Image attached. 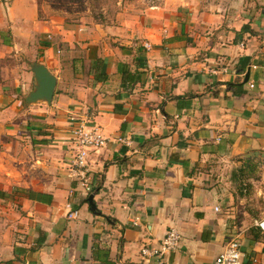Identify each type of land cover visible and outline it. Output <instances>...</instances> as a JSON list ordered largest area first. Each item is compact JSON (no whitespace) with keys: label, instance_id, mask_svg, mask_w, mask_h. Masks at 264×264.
<instances>
[{"label":"crops","instance_id":"crops-1","mask_svg":"<svg viewBox=\"0 0 264 264\" xmlns=\"http://www.w3.org/2000/svg\"><path fill=\"white\" fill-rule=\"evenodd\" d=\"M1 60L0 264H155L140 251L170 229L169 264H214L235 235L264 264V208L239 231L224 182L235 160L264 169V0H160L105 27L0 0ZM33 65L55 79L49 103L26 102ZM80 121L107 139L88 157L98 214L67 177Z\"/></svg>","mask_w":264,"mask_h":264},{"label":"rangeland","instance_id":"rangeland-1","mask_svg":"<svg viewBox=\"0 0 264 264\" xmlns=\"http://www.w3.org/2000/svg\"><path fill=\"white\" fill-rule=\"evenodd\" d=\"M160 0H36L39 22H52L65 26H114L137 21L146 10ZM11 66V67H10ZM11 70L9 61L0 63L1 69ZM11 68V69H10ZM3 84L5 80H1ZM0 122H2L0 120ZM240 162V161H239ZM241 162L231 165L225 171L224 182L234 192L232 203L227 206L229 213L237 216L239 231L246 234L255 232L254 219L264 208V169L257 165L247 174L241 172ZM233 208L235 210H233ZM226 210V211H227ZM260 236V235H259ZM263 239L264 236L261 235ZM264 240V239H263Z\"/></svg>","mask_w":264,"mask_h":264},{"label":"built area","instance_id":"built-area-1","mask_svg":"<svg viewBox=\"0 0 264 264\" xmlns=\"http://www.w3.org/2000/svg\"><path fill=\"white\" fill-rule=\"evenodd\" d=\"M144 47L149 48V45L145 44ZM69 134L72 147L67 166V177L75 182V186L85 195H88L92 191V171L88 162L89 154L104 147L107 139L99 128L88 127L83 121L74 122ZM67 207H70V205L68 204ZM215 211H218V208H215ZM77 217L78 211L72 210L68 213L70 219H76ZM256 227L264 234V220L256 223ZM180 239L179 233L174 229H170L165 233L159 247H144L141 249L140 255L144 259L155 258V264H169L165 257L178 248ZM244 259L245 255L240 238L235 235L226 242L222 252L215 257L214 264H244Z\"/></svg>","mask_w":264,"mask_h":264},{"label":"water","instance_id":"water-1","mask_svg":"<svg viewBox=\"0 0 264 264\" xmlns=\"http://www.w3.org/2000/svg\"><path fill=\"white\" fill-rule=\"evenodd\" d=\"M32 71L34 72L37 85L35 91L32 92L26 99L27 103H34L38 100L46 101L49 103L52 99L55 79L49 72L41 65H33ZM93 194H90L87 198L89 210L92 213H97L96 206L93 203ZM98 214V213H97Z\"/></svg>","mask_w":264,"mask_h":264},{"label":"trees","instance_id":"trees-1","mask_svg":"<svg viewBox=\"0 0 264 264\" xmlns=\"http://www.w3.org/2000/svg\"><path fill=\"white\" fill-rule=\"evenodd\" d=\"M254 168V166L251 165L250 161L245 162L241 167L242 174H247V172L250 170V168Z\"/></svg>","mask_w":264,"mask_h":264}]
</instances>
